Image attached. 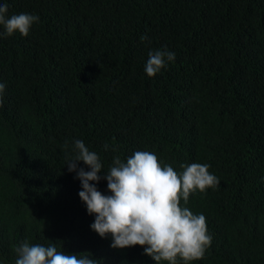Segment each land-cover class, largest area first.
Instances as JSON below:
<instances>
[{"label":"trees","instance_id":"1","mask_svg":"<svg viewBox=\"0 0 264 264\" xmlns=\"http://www.w3.org/2000/svg\"><path fill=\"white\" fill-rule=\"evenodd\" d=\"M0 2L8 16H39L27 37L0 38V264H15L24 241L156 264L91 229L66 165L75 140L100 157L90 183L105 195L115 156L153 152L178 173L209 164L219 186L181 201L212 236L192 264H264V0ZM165 48L175 60L149 77L148 52Z\"/></svg>","mask_w":264,"mask_h":264},{"label":"clouds","instance_id":"2","mask_svg":"<svg viewBox=\"0 0 264 264\" xmlns=\"http://www.w3.org/2000/svg\"><path fill=\"white\" fill-rule=\"evenodd\" d=\"M8 4L0 2V26L4 31L0 38L19 32L27 37L39 16L29 13L7 15ZM142 36L141 40H147ZM145 72L154 77L175 60V53L157 49L148 52ZM187 78L186 73H178ZM6 85L0 83V109L3 108V93ZM108 145H104L105 150ZM65 151L70 148L66 142ZM75 155L67 158L69 172H75L81 182L78 195L86 205L89 215H94L90 225L101 238L111 235V247L124 249L133 246L144 248L156 264H192L203 259L210 247L212 236L208 232L206 217L193 214L187 205L189 197L195 192L205 193L219 186V179L209 172L207 163L181 165L178 173L171 165L162 164L158 156L149 151H136L123 162L115 156L112 166L103 179L111 195L100 192L95 184L102 177L98 175L103 165L100 157L90 151L82 140L71 145ZM82 161L90 169L78 168ZM104 170V169H103ZM17 254L15 264H100L92 254H67L58 251L57 246L49 244H29L22 242L14 249Z\"/></svg>","mask_w":264,"mask_h":264}]
</instances>
